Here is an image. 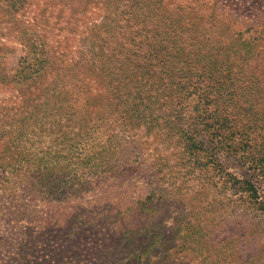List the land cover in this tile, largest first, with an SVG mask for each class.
Instances as JSON below:
<instances>
[{
    "label": "rangeland",
    "instance_id": "obj_1",
    "mask_svg": "<svg viewBox=\"0 0 264 264\" xmlns=\"http://www.w3.org/2000/svg\"><path fill=\"white\" fill-rule=\"evenodd\" d=\"M261 27L264 0H0V155L65 169L14 244L0 160V264H100L130 222L132 264H264ZM88 210L104 244H69Z\"/></svg>",
    "mask_w": 264,
    "mask_h": 264
},
{
    "label": "trees",
    "instance_id": "obj_2",
    "mask_svg": "<svg viewBox=\"0 0 264 264\" xmlns=\"http://www.w3.org/2000/svg\"><path fill=\"white\" fill-rule=\"evenodd\" d=\"M261 29L262 31H264L262 27ZM11 158V162H5V156L0 155V160L4 163V165L2 166L4 174H6V176L4 177L7 178V180L5 181L6 185L4 186V191H6L4 195L7 196L13 193L12 198H4L2 204L4 206L3 210L7 213L6 219H13L12 221L16 222L21 221L22 218H25L27 219V222L25 223V225L20 227L24 228V231L17 233V237H19V239L11 238V240L7 241L9 243L20 244L21 242H26L30 239L32 242L39 243V240H42L47 235L44 230L48 229V225H46V223L49 218L50 200H48L46 194L48 192L53 193L54 191H56L55 186H60L62 182L61 173L65 172V169H62L60 167H49L41 165L29 167V164L27 163H25L24 166L19 167L15 163L20 162V157L14 156ZM5 165L6 168H4ZM22 181L24 182L23 184H21ZM245 187L246 190L244 191L246 193H248V191H251L248 190L251 188L248 182H245ZM18 192H22V194H24L19 199ZM32 202H35L36 205ZM62 203L63 202H60V204ZM142 208L144 207H140V210ZM10 213L12 214V218L9 217ZM89 213L91 214L92 212L88 210L84 212V215H80L79 219L81 220L77 224H75V222H72V225H76L77 230L72 231V237L69 240V244H79L80 242L92 244L95 241V244H104L97 239L94 241H87L85 237L86 234L90 233L91 229H95V231L97 232L96 236L99 234V229L93 227L99 226L100 224L93 225V223H95L93 221L97 222V220L95 218H91ZM109 221L110 218H105V225L107 227H110L111 225ZM127 228L130 229L122 233L118 240V243L116 242V239H110V241H112L116 245H114L113 248L109 250L107 249V247H105V249L107 250L106 252H100V255L102 256L97 257V263L99 261V258L101 259L100 264H132L130 263V261L139 259L138 256H136L135 258H131V254L136 251V248L130 250L129 246L130 244H133V241H135V236H137L138 239V237H142L144 235L139 234V226H136L134 228L131 227V222L128 223ZM33 230L36 231L32 232ZM134 234L135 236H133ZM31 235L33 236L31 237ZM120 242H123V245L121 247L118 246ZM158 242L160 241L158 240L156 243ZM13 250L17 249L13 248ZM121 251L127 253L123 258V262H120L122 261L120 257H116V254Z\"/></svg>",
    "mask_w": 264,
    "mask_h": 264
}]
</instances>
